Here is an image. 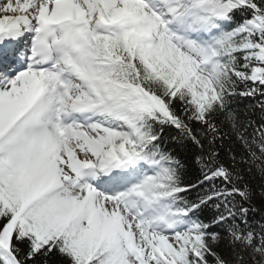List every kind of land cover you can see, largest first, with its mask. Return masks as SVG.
<instances>
[{"label":"snow or ice","instance_id":"obj_1","mask_svg":"<svg viewBox=\"0 0 264 264\" xmlns=\"http://www.w3.org/2000/svg\"><path fill=\"white\" fill-rule=\"evenodd\" d=\"M0 264H264V0H0Z\"/></svg>","mask_w":264,"mask_h":264},{"label":"trees","instance_id":"obj_2","mask_svg":"<svg viewBox=\"0 0 264 264\" xmlns=\"http://www.w3.org/2000/svg\"><path fill=\"white\" fill-rule=\"evenodd\" d=\"M246 103H247V101H246ZM166 147L175 149V154H177L178 156L183 158L184 153L179 149V146L177 144L173 143L171 140L168 141V143L166 144ZM252 183H253L254 187H258L259 181L258 180L257 181H253ZM256 204H257L258 207L261 204V201H260L259 197H257V199H256ZM256 219H259V216H257ZM53 260H55V258H53Z\"/></svg>","mask_w":264,"mask_h":264}]
</instances>
